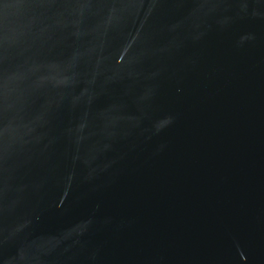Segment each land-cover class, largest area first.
Wrapping results in <instances>:
<instances>
[{
  "label": "water",
  "instance_id": "obj_1",
  "mask_svg": "<svg viewBox=\"0 0 264 264\" xmlns=\"http://www.w3.org/2000/svg\"><path fill=\"white\" fill-rule=\"evenodd\" d=\"M0 264H264V0H0Z\"/></svg>",
  "mask_w": 264,
  "mask_h": 264
}]
</instances>
